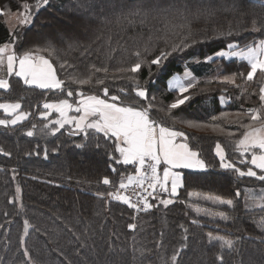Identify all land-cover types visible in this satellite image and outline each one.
I'll use <instances>...</instances> for the list:
<instances>
[{
  "label": "trees",
  "instance_id": "trees-1",
  "mask_svg": "<svg viewBox=\"0 0 264 264\" xmlns=\"http://www.w3.org/2000/svg\"><path fill=\"white\" fill-rule=\"evenodd\" d=\"M35 2L0 0V10L19 11L23 4ZM232 2L49 0L33 14L30 25L13 33L0 15V46L15 39L14 51L20 55L51 45L55 49L53 55L47 51L39 53L50 60L58 78L65 80L66 88L74 93L79 90L106 98L103 88L107 87L110 95L120 97L117 103L147 107L151 102L154 105L151 118L165 127L183 132L190 148L206 164L204 169L182 170L183 187L178 189L176 197H172L173 204L165 208L158 200L149 198V202L156 206L147 213H134L127 205L106 196L107 192L115 191L121 174L134 173V166L117 165L109 159L110 155L119 156L114 151V138L106 140L102 134L92 132L87 138L84 133L70 136L69 126L51 134L54 125L50 124L49 129L43 126L57 119L58 115L52 112L48 120L41 119L42 105L67 98L66 91L39 89L24 84L19 77L8 76L10 87L7 91L0 89V103L20 102L21 110L30 115L16 126H0V149L11 153L10 156L0 154V264H29L20 245L24 220L32 225L25 236V247L35 264H172L171 256L185 244L187 247L180 252L179 264H218L217 255L221 254V249L218 242H209V233L226 239L239 238L237 251L229 254L224 250L225 264H264V231L259 227L264 221V208L253 199L264 194V181L240 177L231 169H222L216 155L219 143L224 149L226 162L234 163L242 171L251 167L240 163L245 158L236 150L235 142L244 131L241 122L250 120L243 114L248 109L261 107L259 87L264 83V77L259 74L253 82L242 79L249 70L246 61L226 60L215 55L220 50L227 51L228 43L244 48L264 39V7H261L264 0H239L236 10H222ZM157 3L160 8H167L170 4L174 7L161 13L158 9L153 10ZM185 5L192 12L205 6L218 9L210 20L193 21L194 39L213 37L214 29L227 31L229 27L234 34L197 43L183 53H174L159 67L151 65L149 70L147 62L162 49H169L173 42H179V37L165 32V21L179 23L176 9H183ZM137 6L149 10L143 25L138 22L139 18L134 26L117 23L118 16L122 18ZM104 20L109 22L101 23ZM254 20L260 31L253 29ZM69 42H78L79 47L70 50ZM146 46L147 53L144 52ZM137 50L141 53L140 59L146 61L139 73H120L123 78L112 79L115 69L130 68L137 62L133 55ZM209 56L211 61L207 60ZM65 61L72 67L62 69L60 65ZM93 64L109 68L110 78L104 85H95L94 81L85 86L69 82L71 75L88 76ZM186 67L199 80L185 93L190 97L185 104L169 109V104L182 97L178 91L168 90L166 82L171 76L182 74ZM216 69L219 77H210ZM133 75L135 79L130 78ZM96 76L103 77L104 74ZM233 76L234 84L225 81L226 77ZM137 84L148 93L158 92L155 100L136 97L133 89ZM71 99L75 102L77 97L74 95ZM237 114H241L239 120ZM0 118L9 119L2 110ZM212 125H219L225 131H213ZM29 130L34 131L31 137L26 135ZM228 132L235 135L230 137ZM246 159H250V155ZM109 165L117 172H113ZM254 170L258 175H264ZM105 177L112 181L111 185L102 183ZM17 187L20 188L19 200L15 199ZM98 193H104L105 198H99ZM159 195L169 198L166 193ZM208 195L231 199L235 208L197 198ZM246 204L249 207L246 208ZM196 209L202 214L197 215ZM220 212L227 213L229 220H220L217 215ZM193 220L198 224H193ZM129 224L135 225V229L130 230ZM185 235L188 237L186 241ZM134 249H142L144 254L141 256Z\"/></svg>",
  "mask_w": 264,
  "mask_h": 264
},
{
  "label": "snow or ice",
  "instance_id": "snow-or-ice-1",
  "mask_svg": "<svg viewBox=\"0 0 264 264\" xmlns=\"http://www.w3.org/2000/svg\"><path fill=\"white\" fill-rule=\"evenodd\" d=\"M49 0H36V10L38 11L41 6L47 5ZM210 3V0H209ZM173 4H170L167 8H160L159 4L153 5V10L158 9L161 13H167L172 10ZM239 7V0H233L230 5H225L223 11H234ZM264 7V3L261 4ZM24 9L21 12L19 23L21 25H30L33 22V14L30 6L25 3L22 5ZM87 11V9H86ZM218 9L211 6L198 7L195 12L188 10L187 5L183 9H176V19L179 23H169L165 21V32L170 33L176 37H179V42H173L169 49H162L160 54L152 59L149 63V70L151 65L161 66L170 56L174 53H183L186 49L194 46L197 43H203L205 40L212 38H219L224 36H232L234 33L229 27L227 31H221L214 29V36H205L202 40H196L193 38L192 23L198 21L201 18L210 20L216 16ZM4 11L0 10V15H4ZM149 15V10L142 6H137L134 10L129 12L123 17H117L118 24L126 23L129 26H134L139 18V23L143 25ZM104 20L101 23H108ZM253 29L260 31L261 29L256 27V21H253ZM110 42V38H109ZM15 39L10 43H5L0 46V69L6 67V72L9 77L16 76L23 80L24 84L29 86H35L39 89L47 90H60L66 91L67 98L60 99L54 102H45L42 107L44 111L40 112V118L48 120V117L52 112L58 115V118L54 121H49L44 124V129H49V125H54L51 128V134L55 135L60 129L69 126L70 131L68 135H77L84 133L85 138L90 132L94 134H102L106 140H113L114 138V151L119 156H109L110 160H114L117 165H132L134 166V174H128L124 176L121 174V179L118 187L115 191L107 192L106 196L112 201H118L128 208L133 209L135 212H149L156 205L149 202V198L152 200H158L159 204L167 208L175 201L172 197L178 195V189L183 187V177L179 172L172 171L176 168H206V164L203 160L198 158V153L193 151L186 142L178 143V137H184L185 134L180 131L172 130L163 126L157 121L153 120L150 116V111L154 105L150 102L147 107H136L133 104H125L120 101L118 95H110L107 87L103 88V96L96 94H85L83 91H76L75 93L66 88L65 80L59 79L57 71L49 59L42 55H38L41 51H47L49 55H53L55 49L49 45L47 48L39 49L35 51H25L20 55H17L13 51V45ZM165 43L168 40L165 39ZM79 47L78 42H69L68 48ZM227 51L220 50L215 53L217 57L224 59L237 58L242 61H246L248 65V72L246 76H243L247 82H253L257 77V74L264 77V39H259L254 43H249L240 48L236 43H228L226 45ZM87 51V49L85 50ZM149 51L148 47L144 48V52ZM84 53H82L83 55ZM137 57V62L132 64L130 68H117L112 79L123 78L120 73L138 74L142 69V65L146 63L140 59L141 53L139 50L133 53ZM109 58H111L109 54ZM208 61L212 60V57H207ZM60 67L62 69L71 68L72 65L67 61L63 62ZM103 73V77H97L96 74ZM109 68L107 66L97 67L96 65L90 66V74L86 77H80L78 75L69 76V82L80 86L92 85L93 81L95 85H104L105 80L110 78L108 76ZM151 75V72H150ZM191 73L185 70L184 77H175L168 82L170 90H176L181 94L182 98H177L175 102L168 105L169 109H177L180 105L185 104L190 99L188 93L190 89L194 87V77L188 80V83H184L185 79H188ZM95 77V80H94ZM135 79V75L130 77ZM225 81L228 83H235V77H226ZM9 80L0 77V89L5 91L9 90ZM121 92H125V89H120ZM135 96L141 100L148 98L147 90L140 87L139 84L133 89ZM77 97L75 102H72L73 96ZM155 100V97L152 98ZM259 101L261 103L260 108L248 109L243 115H247L250 120L248 123L241 122V127L244 129L240 139L235 142L236 150L240 156L245 159H241L240 163H246L251 165L247 168V171H242L239 167H236L234 163L226 162V156L224 149L219 143L216 145V155L220 159V167L222 169H231L240 177H253L260 181H264V175H258L257 171L264 173V83L259 87ZM0 110L3 111L5 116L11 117L10 119L0 118V126L9 127L16 126L19 123L28 119L30 113L21 111L20 102H3L0 103ZM70 113H75L70 115ZM227 116V114H224ZM241 114H237V119H240ZM215 119V117L213 118ZM33 125V129H35ZM213 131L224 132L225 129L219 125H212ZM230 137L235 133L228 132ZM26 135L31 137L34 135V131L29 130ZM83 145H77L82 147ZM99 147V144L97 145ZM0 154L11 155V153H4L0 149ZM250 155V159H246V156ZM47 153H45V158ZM164 165L162 170V176L160 174V166ZM113 172H117V169L112 165H109ZM104 185H111L112 181L105 177L102 180ZM132 189L133 195L137 198L135 202L132 196L124 194L128 189ZM141 189V191H136ZM160 193H166L169 198H161ZM99 198L104 199V193L97 194ZM240 196L239 190L237 191V197ZM20 198V188L16 189V200ZM198 199L210 200L213 204L221 206H227L229 209H234L235 205L231 199H221L215 196H198ZM254 202L264 208V194L258 197H254ZM10 203L12 201H9ZM249 207L246 204V208ZM197 215H201L199 209H196ZM207 214V213H203ZM220 220H229V215L225 212L217 214ZM193 224H198V221L193 220ZM32 225L28 220H24L23 235L20 237L21 248L24 249V256L28 260L29 264H35L32 261L27 248L25 247V236H27L29 228ZM129 229H135V225L129 224ZM261 231H264V221H261L259 225ZM187 233V229H185ZM79 240V236H77ZM188 239L187 235L184 236V240ZM208 240L210 243L218 242L221 249V254L217 255L218 264H225L223 252L226 249L229 254L233 251H237V240L226 239L222 236H213L212 233L208 234ZM84 245L82 244L81 247ZM159 248L160 245L158 244ZM187 245H183L181 249H177L171 256L172 264H179V255L183 248ZM110 251L112 248L110 246ZM139 251L140 255L144 254V250ZM136 257L133 256L135 261ZM71 264V262H69Z\"/></svg>",
  "mask_w": 264,
  "mask_h": 264
},
{
  "label": "rangeland",
  "instance_id": "rangeland-1",
  "mask_svg": "<svg viewBox=\"0 0 264 264\" xmlns=\"http://www.w3.org/2000/svg\"><path fill=\"white\" fill-rule=\"evenodd\" d=\"M29 6H30V8H31V11H32V14H34L37 10H36V2L34 3V4H29ZM42 7V6H41ZM40 7V8H41ZM24 11V9L22 8L21 10H19V11H10V10H7V11H5L4 13V15H3V17H4V20H5V22H6V24H7V26H8V28L10 29V31H11V33H13L16 29H18V28H21L22 26H27V25H21L20 23H19V18H20V13L21 12H23ZM8 43H10V42H8ZM4 45V44H3ZM3 45H1V46H3ZM13 51H14V46H13ZM38 55H42V54H40V53H38ZM217 57V56H216ZM219 69V68H218ZM185 70H187L188 72H190L191 73V70L188 68V67H186L185 68ZM185 70H184V72H185ZM217 69H216V71H214L212 74H211V76L210 77H217L218 75H217ZM183 77H184V74L182 75ZM181 76V77H182ZM196 75L194 74V73H192L191 74V76L188 78V79H185L184 80V82H186V83H188V80H190V79H192L193 77L195 78L194 79V83L196 82V81H198L199 80V78L196 76ZM0 77H3V78H5V79H7V77H8V75H7V72H6V67L5 68H3V69H0ZM219 77V76H218ZM166 84H167V82H166ZM167 89L168 90H170L168 87H167ZM157 93L158 92H152V93H148L147 92V94H148V99H149V101H152V98L153 97H157ZM89 94H91V93H89ZM175 102V101H174ZM173 103V102H172ZM170 105V104H169ZM204 129V128H203ZM206 130V129H205Z\"/></svg>",
  "mask_w": 264,
  "mask_h": 264
},
{
  "label": "crops",
  "instance_id": "crops-1",
  "mask_svg": "<svg viewBox=\"0 0 264 264\" xmlns=\"http://www.w3.org/2000/svg\"><path fill=\"white\" fill-rule=\"evenodd\" d=\"M185 72H183L182 74H175V75H173V76H171L168 80H167V87H168V82L171 80V79H173V78H175V77H181L183 74H184ZM193 72L191 71V74H192ZM183 77V76H182ZM196 77V76H195ZM184 82V81H183ZM185 84H186V82H184ZM169 88V87H168ZM102 98V97H101ZM54 102V101H53ZM3 103V102H2ZM22 111V110H21ZM11 117H9V119H10ZM170 129H172V128H170ZM172 130H175V129H172ZM175 131H179V130H175ZM181 132V131H180ZM177 142L178 143H182V142H186L187 143V141H186V138H185V136L184 137H178L177 138ZM188 144V143H187ZM190 147V146H189ZM193 150V149H192ZM193 151H195V150H193ZM196 152V151H195ZM198 158L199 159H201L200 157H199V155H198ZM202 160V159H201ZM163 167H164V165L163 164H161V166H160V174H161V176H162V170H163ZM183 169H198V168H176V169H172V171H175V172H179L180 174H181V176H182V170ZM132 174H134V173H132Z\"/></svg>",
  "mask_w": 264,
  "mask_h": 264
},
{
  "label": "built area",
  "instance_id": "built-area-1",
  "mask_svg": "<svg viewBox=\"0 0 264 264\" xmlns=\"http://www.w3.org/2000/svg\"><path fill=\"white\" fill-rule=\"evenodd\" d=\"M117 187H118V186H117ZM117 187H116V188H117ZM116 188H115V190H116ZM136 191H141V189H136ZM124 194L129 195V196H132L134 202H135V200L137 199V198L133 195V191H132L131 188L128 189L127 191H125ZM132 210H133V209H132ZM133 212H134V213H137V212H135L134 210H133Z\"/></svg>",
  "mask_w": 264,
  "mask_h": 264
}]
</instances>
